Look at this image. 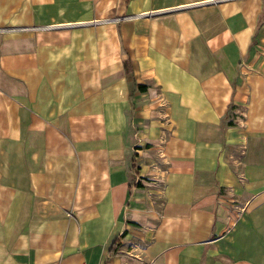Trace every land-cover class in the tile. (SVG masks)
<instances>
[{
    "label": "crops",
    "instance_id": "0c3cea01",
    "mask_svg": "<svg viewBox=\"0 0 264 264\" xmlns=\"http://www.w3.org/2000/svg\"><path fill=\"white\" fill-rule=\"evenodd\" d=\"M0 264H264V0H0Z\"/></svg>",
    "mask_w": 264,
    "mask_h": 264
}]
</instances>
